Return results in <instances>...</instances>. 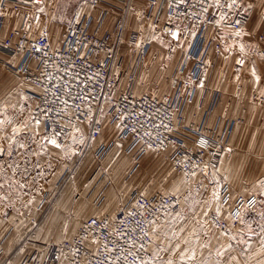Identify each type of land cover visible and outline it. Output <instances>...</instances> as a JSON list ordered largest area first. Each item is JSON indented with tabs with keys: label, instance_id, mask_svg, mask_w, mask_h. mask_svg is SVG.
<instances>
[{
	"label": "crops",
	"instance_id": "obj_1",
	"mask_svg": "<svg viewBox=\"0 0 264 264\" xmlns=\"http://www.w3.org/2000/svg\"><path fill=\"white\" fill-rule=\"evenodd\" d=\"M53 1H49L47 7ZM104 1L124 8L121 0ZM144 6V1L133 0L126 13L120 10H109L105 27L112 32V43L117 59L120 57L123 59L121 66H113L119 79L120 90L126 89L129 85L128 75L125 73L126 65L136 57L139 48L149 42L150 47L138 72L134 91L137 94L147 92L161 96L170 90V79L182 63L185 41L180 39L183 47H178L177 41L171 36L162 37L158 27L144 18ZM103 8L105 4L93 6L92 3L90 9L82 13L91 12L97 15ZM5 14L6 22L0 40L11 29L20 27L23 21L22 15L11 7L7 8ZM119 18H123V23L117 27ZM41 23L42 21L38 23L36 21L35 24L38 26ZM153 27L157 29V46H153L152 41L148 39L156 35ZM241 39L228 35L227 44L234 41L239 43ZM159 40H163L164 44L159 43ZM51 41L56 45L59 39L53 41L51 38ZM262 43L261 48L264 49ZM137 44L140 46L137 47ZM169 56L171 60L168 59ZM239 58L241 57L238 49L233 53L225 51L220 55L212 53L209 58L212 66L206 69V77L205 73L203 75L204 88L199 87L196 99L186 107L189 122L198 123L210 105L213 92L216 91L219 93V100L209 115L208 127H213L218 120L221 127L229 121H233L234 124L217 167L207 176L200 174L196 177L197 181H201V187L194 194L200 199L195 211L192 210L194 202L182 204L177 213L167 218L169 223L166 227L169 229V238L161 235L157 243L174 245L177 240L170 239V236L171 232L175 231L179 242L183 245L184 239L189 237L193 229H200L196 217H199L202 222L205 219L200 208L204 206L203 201L212 198V192L218 181L220 185L229 184L233 200L238 196L255 195L258 203L253 210L242 212L243 223L240 219L234 223L232 218H229L230 208L223 206L224 211L220 218L229 224L231 229L229 236L233 234L237 236L235 241L222 236L210 220L211 214L209 215L207 227L212 237L213 250L221 244L231 243L233 249L226 254L225 259L236 256L240 264H264V255L259 254L260 241L264 239L261 229V224L264 223V216H262L264 213V184L261 183L264 182V97L260 95L264 91V59L254 52L245 58L246 62L241 68L236 64ZM19 60L20 57L12 56L0 49V120L10 118L13 124L22 122L35 104V100L27 93L29 90L36 89L19 73L11 71L6 65L7 63L16 65ZM253 61L257 74L261 78L259 86L255 84L251 75ZM237 76L240 77L239 82L236 81ZM155 84H157V91L152 87ZM20 94L29 97V103L24 105L23 114L19 111V106L24 104ZM5 99L9 105H16V108L9 106L7 112H3ZM5 127L10 133L12 125ZM80 128L88 139L90 125L83 124ZM40 131L43 135L44 128L42 127ZM118 132L117 127L105 122L100 138L94 142L87 140L83 146L72 145L71 138H69L67 145L74 147L78 153L71 158H65L61 150L46 144L42 136L36 137L35 142L20 140V143L26 145L25 148H21L17 143L12 146L11 155L6 152L0 156V165H2L0 185H3L0 187V196L7 197V199L0 200V264H20L22 259L37 249L39 244L72 238L86 218L115 214L129 202L127 193L121 194L114 190L97 191L94 181L88 183L90 179H95L98 174L100 177L102 172L110 170L115 164L113 163L115 159L109 157L107 160L103 159L101 167H98V160L93 150L101 142L108 143L116 140ZM3 137L4 133L0 132V146L7 147L8 141ZM42 144L46 151H42ZM117 144L119 147L123 145L120 141H117L115 145ZM228 149L231 151L229 152ZM116 169L122 171L123 167L118 166ZM213 173H215L214 177ZM13 181H18V183L14 184ZM20 184L25 187H19ZM190 192H194L193 188L187 189L186 193ZM35 212H41L38 227L47 229L42 235L39 231L36 233L34 231L33 213ZM178 214H182V218L176 219L173 223V218ZM65 225L72 228L67 236L64 235ZM181 230H183L182 234ZM200 239L201 242L207 239L203 232H201ZM241 239L250 243L252 248L246 250V243L239 242ZM155 248L154 243L153 250ZM207 253L208 250L205 249L204 255L207 256ZM161 255L167 257V253H161ZM197 258H200L199 253Z\"/></svg>",
	"mask_w": 264,
	"mask_h": 264
},
{
	"label": "built area",
	"instance_id": "obj_2",
	"mask_svg": "<svg viewBox=\"0 0 264 264\" xmlns=\"http://www.w3.org/2000/svg\"><path fill=\"white\" fill-rule=\"evenodd\" d=\"M49 1L53 0H43L41 5H37L34 0H0V11L4 13L0 15V35L6 22L5 11L8 7L20 13L23 18L20 27L11 29L0 40V49L12 56L20 57L16 65L9 63L6 65L11 71L19 73L25 81L36 89L34 91L29 90L27 93L35 100L32 114L42 120L46 119L36 105H40L44 109L54 108L58 110V105L44 103L45 97L49 101L54 99L50 92L44 91L45 87L49 86L44 77L45 62L48 65V72L55 71L53 66L58 64L61 71L57 75H63L65 69L70 73L78 74V78L73 80L76 87H73L72 95L90 93L91 96L88 102L75 101L76 104L81 105V108L73 109L74 114L71 120L67 116H64L63 120H58L55 111H53L52 119L48 120L50 126L56 127L59 132L61 131L59 124L68 123L70 126L76 124L78 127L89 124L90 139L93 141L92 138L94 137V141H96L100 138L105 122L116 127L121 116L127 117L124 122V131L121 132L118 129L116 140L108 143L101 142L94 147L93 154L97 160L105 159L117 141L127 144L126 153L131 154L136 161L147 152L148 144L155 148L163 142L164 147L159 150L168 152L170 164L177 173L183 175L186 170L204 174L202 169L205 166H207L208 174L214 170L227 146L234 123L229 121L221 127L218 120L213 127H208L209 115L219 100V93L216 91L213 92L210 105L198 123L189 122L186 107L196 99L199 91L198 85L203 80L206 69L212 66V63L209 62L211 54L220 55L224 52V46L228 41V36L226 39L224 38L225 33L233 31L237 27L244 28L247 25L250 16L245 8L246 0H239L243 7L234 9L228 15L230 27L216 23V20L219 19V12L215 8H210L205 15L193 17L192 12H201L199 0H188L189 6L187 7L185 5L176 7V0H142L145 2L144 18L158 27L161 33L167 35H171L179 26L181 39L185 41L182 63L176 74L170 79V90L161 96L147 92L137 94L134 91L138 72L150 47L149 42L139 48L136 57L125 67L129 81L126 89L120 90L119 79L113 69L114 65L121 66L123 59L116 57V50L112 43V32L105 27L106 17L109 10H120L126 13L133 0H121L124 8L118 7L112 2L94 0L93 6L105 4V8L100 10L97 15L91 12L81 13L80 22L76 23L74 19L71 24L67 25L61 32L59 42L56 45L51 41L46 15L41 14L42 23L38 26L35 24L38 8L44 6L46 9ZM204 2L211 3V0H204ZM170 3L174 5L171 8L169 7ZM193 4L195 7L191 6ZM222 10L227 11L226 8ZM205 20L206 22H203ZM236 20L240 21L239 26L233 23ZM122 23L123 18H119L116 26L120 27ZM193 30H196L197 33L194 40L190 35ZM35 48H40L43 51L36 52ZM261 50L264 49L261 48ZM45 53L47 54L45 55ZM73 65H75L74 68ZM67 79L68 77L65 78V80ZM85 84L87 87H84ZM61 95L63 94L61 93ZM86 103L90 104L94 115L91 116V123L88 122L87 118L81 116L80 119L84 121L81 124L77 122L76 115L84 110ZM54 121L58 122L54 124ZM165 124L168 126L167 129L163 127ZM133 127L136 128V132L131 131ZM69 130L70 128L63 129V135L60 139L62 144H67L70 138L67 136ZM146 131L151 133V136H146ZM48 134H51V127ZM202 136L208 140L211 148L199 147L196 142ZM182 156L187 158V164L178 163ZM212 165L215 167L213 168ZM221 186L222 206L230 208L229 213H232L234 223L239 221L243 212L240 211L241 209L253 210L256 207L258 199L255 195L250 197L238 196L233 200L229 184L223 183ZM139 193L138 190H135L129 202L115 214L86 218L72 238L39 244L37 249L22 259L20 264H89V261L91 264H96L97 258L93 255L95 246L89 243L92 238L90 228L97 229L95 235L103 237L98 225L101 222L109 223V218L113 216L117 217L118 220H125L127 211L131 209V205L135 203ZM158 199L159 197H156L152 202L156 203ZM250 201H254V203L250 204ZM172 202V200L168 201V203ZM157 206L159 207V204ZM178 210L179 205L175 209H168L169 215L167 217L161 213L160 222L162 223ZM209 218L212 221L211 215ZM94 220L96 221L95 224L93 223ZM219 220V225L213 224L214 227L220 232L228 231L230 229L229 224L220 217ZM85 236H88L89 240H84L83 237ZM153 245H151L150 252L153 250ZM76 250H79L78 254L74 255Z\"/></svg>",
	"mask_w": 264,
	"mask_h": 264
},
{
	"label": "snow or ice",
	"instance_id": "obj_3",
	"mask_svg": "<svg viewBox=\"0 0 264 264\" xmlns=\"http://www.w3.org/2000/svg\"><path fill=\"white\" fill-rule=\"evenodd\" d=\"M201 3V12L196 13L192 12L191 15L193 17L199 15H205L208 13L210 8H215L219 12V19L216 20L218 25H225V27H230L228 25V15L236 8L243 7L240 4L239 0H211V3H205L204 0H199ZM34 3L37 5H41L43 0H34ZM180 5H188V0H176L175 6L179 7ZM172 3L169 4V7H173ZM195 7V5H191ZM248 8H251L252 5H248ZM227 9V11H223L222 9ZM38 11L41 13L45 12V7L41 6L38 8ZM135 11V9H133ZM83 12V8H81L80 13H77L75 17V22H80V14ZM4 13L0 11V15ZM37 23L39 22V17L36 18ZM55 19V17H53ZM171 19V18H170ZM262 22L258 25H253L252 30H246L244 28L237 27L233 31H229L225 33V39L228 35L243 38V37H251L253 35V31L260 33L259 39L250 43H245L241 39L239 43L234 41L231 44H225L224 51L233 53L238 49L240 54L239 59L236 60V64L240 65L241 68L244 66L246 60L252 53H257L264 58V50H261V42H264V33L261 32L264 29V17L261 18ZM203 22H206L203 21ZM69 24L72 21L68 22ZM236 26L240 25V21L236 20L233 22ZM224 31V29H222ZM196 30L191 32V38L194 40L196 38ZM43 35V33H42ZM75 35V33H73ZM171 38L177 41L178 47H183V44L180 43L181 34L179 30V26H177L176 30L171 33ZM152 39H157L155 36ZM187 39V37H185ZM159 43L164 44L163 40H159ZM140 45L137 44V47ZM170 46V45H169ZM189 47L191 45L189 44ZM175 49H173L174 51ZM36 52L43 51L40 48H35ZM47 53H45L46 55ZM171 60V57H168ZM227 59V57H226ZM67 64V61L65 62ZM47 62H45V71L44 77L47 81L48 87H45V92H50L51 96L54 98L53 100H47V97L44 98V103H49L53 105H58V110L54 108L44 109L40 105H36L41 112H43L44 117L46 119H40L38 116L33 115L32 112H29L28 117L21 123L13 124V121L9 118L6 120H0V132L4 133V139L8 141L7 147L0 146V156H3L6 152L11 155L12 146L19 143L21 148H25L26 145L24 143H20V140H31L35 142L36 137L42 136L45 143L53 146L56 149L61 150L64 153L65 158H71L72 156L77 155V151L74 147L68 146L66 143L62 144L60 142L61 136L63 135L64 128H70L67 136L71 138L72 145H85L87 137H85L83 131L76 124L68 123L59 124L61 131H57L56 127L50 126L48 124V120L52 119V113L55 111V116L58 120H63L64 116H67L69 120H71L73 113V109H80L81 105L75 103L76 100H80L82 102H88L90 93L72 95L73 87L76 85L73 84V80L78 78V74H73L68 72L66 69L64 70L63 75H57L61 70L59 65H54L55 71L48 72L47 71ZM75 65H73V68ZM251 75L254 78V82L257 86L260 84V76L257 74V69L255 67V62L253 61V66L251 68ZM68 77L67 80L65 78ZM206 77V73H205ZM240 77H236V81L239 82ZM64 81V82H62ZM201 89L204 88V81L201 80L199 85ZM84 87H87L85 84ZM61 93L63 95H61ZM11 95V93H9ZM21 95V99L24 101V104L19 106V111L21 114L25 111L24 105L29 103V97L27 95ZM261 97H264V91L260 93ZM71 101V104H70ZM11 106L13 109L16 108V105H9L7 103V99H5L3 103V112H7L8 107ZM94 115L90 104L86 103L85 108L78 115H76V120L78 123H84L83 120L80 119L81 116H84L88 119V122L91 123V116ZM143 115V113H141ZM127 120L126 116H121L119 122L116 127L123 132L124 131V122ZM34 122V124H33ZM58 121H54L56 124ZM6 125H12L10 129V133L6 129ZM44 128V133L42 135L41 128ZM51 127V134H48V130ZM159 127V125H157ZM167 129V125H163ZM132 132H136V128L133 127L131 129ZM146 136H151V133L145 132ZM93 142L95 138L93 137ZM200 148L208 149L211 148L208 140L205 137H201L199 141H197ZM122 147V145H120ZM161 147H164L163 142L157 145L155 148L148 144V150L150 152H157ZM42 151H46L44 145H41ZM230 152L231 149H228ZM178 163L187 164V158H181ZM222 163V162H221ZM198 166V165H197ZM2 167V165H0ZM51 167V165H49ZM214 168L215 165H212ZM205 176L208 175L207 166L202 169ZM171 175V173H168ZM197 173L195 171L189 172L184 171L183 178L179 183L174 184V186L169 190L165 187L168 181L165 179L161 185V189H158L155 193H153L150 187L144 188L140 191L139 197L136 199L135 203L131 205V209L127 211L125 220H118L117 217L113 216L109 218V223L101 222L98 225L99 231L103 233V237L95 235V228H90L92 233V238L89 241L91 245L95 246V250L93 255L97 258L96 264H240V260L236 256H230L225 259L226 254L233 249V245L228 243L226 245L221 244L215 250H213L212 246V237L210 235V230L208 229V220L207 218L211 214V219L213 224L219 225L220 220L219 217L223 214V206L221 203L222 195L221 188L222 186L219 182H216V188L212 192V198L209 200L203 201L204 206L200 208V212L205 218L203 222L199 217H196L197 223L200 224V229H193L189 234V237L184 239L183 245L179 242V237L175 231L171 232L170 239L177 240V242L173 245L172 243H167L165 245H161L157 243L160 236H164L165 238H169V229L166 225L169 223L167 219L161 223V213L167 217L169 215L168 209H175L180 203V194L182 192V188L184 185L189 183V180L195 177ZM215 173H213V177ZM225 179H227L225 177ZM14 184H17L18 181H13ZM154 183V181H153ZM264 184V182H261ZM3 187V185H0ZM19 187L23 188L25 185L20 184ZM150 196L152 199L150 200ZM156 197H159L156 203H153L152 200H155ZM7 199L6 196H0V200ZM169 200H172V203H168ZM143 201V203H141ZM200 202H196L192 205V210L195 211L196 206ZM250 204L254 203V201H250ZM159 204V207L157 206ZM123 211V209H122ZM240 211H247V208L241 209ZM264 216V213H262ZM140 217V219H137ZM182 214H178L175 218H173V223H175L176 219H181ZM229 218H232V213H229ZM240 222L243 223V217H240ZM95 224L96 221L94 220ZM262 235H264V223L261 224ZM181 230V234H182ZM228 231H222L220 234L222 236L229 237L230 240H237V236L235 234L229 236ZM249 231L251 228L249 227ZM68 232V226H64V235L66 236ZM203 232V235L207 237L206 240L201 242L200 235ZM195 237V239H193ZM84 240H89L88 236L83 237ZM239 242L246 243L242 239ZM156 244V248L151 250L150 248L152 244ZM261 249L260 253L264 255V239H261ZM183 247V250H182ZM252 245L250 243H246V250H250ZM207 249V256L204 255V250ZM79 250H76L73 254H78ZM161 253H167V257H163ZM198 253L200 258L198 259ZM131 257V259H129ZM60 259V257H57ZM91 264V261H89Z\"/></svg>",
	"mask_w": 264,
	"mask_h": 264
},
{
	"label": "rangeland",
	"instance_id": "obj_4",
	"mask_svg": "<svg viewBox=\"0 0 264 264\" xmlns=\"http://www.w3.org/2000/svg\"><path fill=\"white\" fill-rule=\"evenodd\" d=\"M93 1L94 0H54L53 3L45 9L44 13L38 11L36 18L39 17V21H41V14L48 16L47 21L51 38L53 41H56L60 38L61 32L65 29V27L69 25L68 22L74 21L77 13H80L81 8H83V11L86 9L89 10ZM248 5H252V7L248 8ZM245 8L250 14V19L244 29L252 30L253 25H258L262 22L261 18L264 17V0H246ZM53 17H55V19H53ZM153 29H155L156 34L154 36L157 38V29L155 27H153ZM261 32L264 33V29H262ZM161 34L162 37L166 38L165 36L167 34ZM259 35L260 33L253 31V35L251 37H243L242 40L245 43H250L258 40ZM168 36L170 37L171 35ZM152 37H148V39L152 41L153 46H157V39H152ZM262 45L264 46V42ZM152 87L155 91H157V84ZM27 117L28 115H25L23 120ZM87 140L90 142V136L86 139V142ZM117 146L118 144L115 145L105 158V160H107L109 157H113L112 159H115L113 163L115 164L110 168V170L102 172L100 177L98 174L95 179H90L91 181H88V183L94 181L96 184L95 189L97 191L108 192L109 190H114L116 192H120L121 194L127 193L130 199L135 190L140 192L142 189L150 187L151 191L155 193L158 189H161V185L165 179L168 181L165 187L170 190L174 184L179 183L183 178V175L173 170L168 159V152L160 150L157 152H150L147 150V152L142 155L138 161H136L131 154L126 153V143H123L122 147ZM103 161L104 160H98V167H101ZM118 166H122L123 170L118 171L116 169ZM168 173H171V175H168ZM198 175L200 174L191 178L189 183L183 186L180 194L181 203L179 204V207L187 202H199L200 199L198 196L194 195L196 190L201 187V181L196 180ZM191 188H193L194 192L187 194V189ZM33 214V221L35 224L34 231L35 233L39 231V234L41 233L42 235V233H44L47 229L38 227V219L41 212H35ZM71 230L72 228L68 226L67 234L71 232ZM41 235L40 237H42Z\"/></svg>",
	"mask_w": 264,
	"mask_h": 264
}]
</instances>
